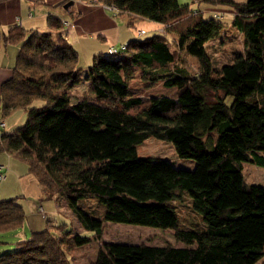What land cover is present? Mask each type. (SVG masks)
<instances>
[{
  "label": "trees",
  "instance_id": "16d2710c",
  "mask_svg": "<svg viewBox=\"0 0 264 264\" xmlns=\"http://www.w3.org/2000/svg\"><path fill=\"white\" fill-rule=\"evenodd\" d=\"M95 1L163 28L95 52L81 75L61 19L48 15L53 29L43 30L0 24V45L18 43L0 83V114L26 109L22 124L0 132V149L24 159L43 192L63 197L79 222L32 229L0 251V264H80L73 250L99 240L109 220L169 227L182 244L101 240L87 264H264V180L248 182L242 171L243 160L264 165V0H227L243 48L220 64L206 48L227 24L218 13L205 16L179 0ZM179 50L198 70L180 64ZM134 67L146 84L162 80L174 91L130 93ZM82 76L88 89L75 94ZM148 136L171 140L195 165L139 156L136 145ZM181 192L205 227L182 222L174 203ZM24 220L15 196L0 198V233Z\"/></svg>",
  "mask_w": 264,
  "mask_h": 264
},
{
  "label": "rangeland",
  "instance_id": "374dc122",
  "mask_svg": "<svg viewBox=\"0 0 264 264\" xmlns=\"http://www.w3.org/2000/svg\"><path fill=\"white\" fill-rule=\"evenodd\" d=\"M182 3H187L188 6L195 10H202L205 16L218 13L219 19L227 24L224 26L220 34L214 38L209 39L206 42V48L212 56L215 64H220L223 61L229 60L234 51L243 48V40L241 32L231 25L232 9L227 0H179ZM159 25L158 23H155ZM148 22L136 21L134 27L145 28V32L138 33L137 29L133 27L135 37H145L151 35L155 31L159 30L150 29L147 27ZM136 30V31H135ZM161 30V29H160ZM92 55H79V66L81 75L86 72V66L91 62ZM177 57L180 59V64L190 72L198 70L199 64L197 59L189 55L182 50L178 51ZM129 92L132 94H139L147 96L155 93H172L174 87L165 85L162 80H158L153 84H146L145 80L140 77V71L138 67L133 68V75L128 79ZM88 89L87 80L82 76L81 81L76 83L73 91L75 94H80L82 91ZM209 98L213 97V92L208 91ZM41 99H36L35 104H41ZM14 111H21V108H15ZM11 111L6 115H1L8 126H12L15 119V113ZM14 112V113H13ZM25 117H23L24 120ZM19 121L17 119L14 124ZM22 121V120H21ZM5 126V129L9 127ZM136 151L139 156H161L170 159L174 165L192 168L195 165L196 159L192 156L179 155L171 140L166 138H159L155 136H148L136 145ZM9 164H8V163ZM0 164L4 165L6 178L3 179L0 186V198L16 196L15 198L22 203L25 211L24 223L13 230H8L0 233V251L9 250L17 246V240L26 238L31 232V226H35V229L48 227L54 229L56 224L61 223V226L69 228L71 226L79 225L76 215L71 211L67 205L65 199L61 196H57L56 193L53 196L46 195L41 189L39 182L32 172L28 169L27 162L16 156L10 155L6 150L0 149ZM243 175L246 181L261 183L264 180V165L257 164L251 160H243ZM1 182V181H0ZM189 197V198H188ZM40 203V204H39ZM90 205L94 204L92 199L88 200ZM174 203L180 213L182 222L190 224L192 222L198 223L200 226L205 227V222L201 219L199 213H196L191 209L190 196L188 193L180 194V198H175ZM97 204L102 208L103 204ZM42 209L40 208V206ZM89 209V207H86ZM44 212H46L44 214ZM200 218V220H199ZM59 226V225H58ZM81 233L91 235L90 229H84L79 227ZM101 240H118V241H145L147 243L162 244L166 241L182 244L181 241L175 240L172 235V228H161L159 226H153L142 223H134L127 221L109 220L105 221L104 229L100 239L92 238L89 242L83 243L77 246L73 250L74 258L80 264H87L97 249L98 242Z\"/></svg>",
  "mask_w": 264,
  "mask_h": 264
},
{
  "label": "crops",
  "instance_id": "0c3cea01",
  "mask_svg": "<svg viewBox=\"0 0 264 264\" xmlns=\"http://www.w3.org/2000/svg\"><path fill=\"white\" fill-rule=\"evenodd\" d=\"M68 1H70L68 5H64L62 0H0L1 27L3 30H7L10 25L18 23L27 28L53 29L49 26L48 15L56 17L58 20L61 19V21L66 19L68 24H64L62 21L58 30L64 31L65 37L77 48L79 55L82 53L85 56L98 51L105 53L111 44L117 45L135 37L137 31L135 30L136 32L134 33L133 27L136 21L148 22L147 27L150 29L160 30L163 28L161 22L127 10L116 11L100 1ZM17 49L18 43L0 45V83L11 74ZM19 108H21V111L12 110L17 112L15 113L16 117L13 120V124H11L12 126H8L9 122L6 123L4 120V124L0 125V132L11 131L25 121L26 109L23 107ZM23 117H25L24 120ZM17 119L19 121L14 124ZM5 126L9 128L5 129ZM6 174L0 178V186L3 179L6 178ZM31 227V229H35V226Z\"/></svg>",
  "mask_w": 264,
  "mask_h": 264
},
{
  "label": "built area",
  "instance_id": "2783aa9c",
  "mask_svg": "<svg viewBox=\"0 0 264 264\" xmlns=\"http://www.w3.org/2000/svg\"><path fill=\"white\" fill-rule=\"evenodd\" d=\"M107 6L110 8H116L114 5H111V4L107 5ZM215 13H217V11ZM62 21L64 22V24H68V21L66 19H63ZM144 31H145L144 28H139L137 30L138 33H141ZM120 46L124 47L125 43H121ZM116 49H117V46L112 45V44L108 47V51H110V52H114ZM2 124H4V119H0V125H2ZM4 175H5L4 165L0 164V178L4 177ZM39 206L42 209L41 205H39Z\"/></svg>",
  "mask_w": 264,
  "mask_h": 264
},
{
  "label": "water",
  "instance_id": "95a60500",
  "mask_svg": "<svg viewBox=\"0 0 264 264\" xmlns=\"http://www.w3.org/2000/svg\"><path fill=\"white\" fill-rule=\"evenodd\" d=\"M69 2H70V1H66V2L64 3V5H68Z\"/></svg>",
  "mask_w": 264,
  "mask_h": 264
}]
</instances>
